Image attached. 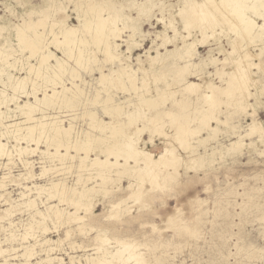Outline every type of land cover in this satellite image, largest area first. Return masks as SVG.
Segmentation results:
<instances>
[{
    "label": "rangeland",
    "instance_id": "obj_1",
    "mask_svg": "<svg viewBox=\"0 0 264 264\" xmlns=\"http://www.w3.org/2000/svg\"><path fill=\"white\" fill-rule=\"evenodd\" d=\"M55 1L63 2L64 8L60 9L62 12L58 10L53 18H63L70 26L77 25L76 14L72 10L73 4L65 0ZM189 1H198L199 7L202 2V0H187L184 3L181 0H107L103 2L98 7V9H102L101 15L106 17L109 14L115 13L116 15L117 13V20H121L118 22L116 20L113 25L121 29L124 26H129L127 29L124 27L121 30L116 42L119 43L120 50H126L125 40L129 39L127 35L132 32V42L134 41L132 51L127 52L129 57L123 58L127 59V62L123 60V63L129 65L130 60V67L136 71V77H140L141 74H145L147 78L150 76V79H146L148 80L146 85L149 87L145 86L144 89L136 92L132 89L131 92V89L126 91L123 89L124 87L121 88L120 84L119 86L113 84L104 91L99 82V67L104 66V70L108 72L107 70L111 66L117 68L119 61L113 59L112 63H105L106 60L102 59L104 55L97 50L98 46L101 47L100 43V45L94 46L95 56L86 60L83 67L76 65L72 58L65 59L68 66L77 69L80 79L76 78L75 81L83 89L81 98L84 102L77 106L73 112V114H78L77 118L71 119L73 115H68L70 112L60 113L62 115L60 118L63 119L65 125L69 121H73L75 132L88 131L90 121L87 117L81 116L84 111L94 110L104 120H109V117L103 113L101 104L93 105L91 101L85 102L84 99H92L96 93L100 94L98 100L110 95L112 104H120L126 109H131L133 108L131 104L138 100L136 99L138 92H144L145 96L151 94L155 96L158 93L157 89L163 88L165 98L168 94L169 96L158 109L161 111L170 109L175 114L190 116L191 119L187 121V125L189 128H193L199 124V121L195 120L196 109L209 104L201 93L212 92V89L207 87L206 83L208 82L212 84L214 90L218 91L214 94L216 102L211 109L212 116L215 118H211L209 122L212 127H215V132L204 144L208 149V156H204L202 164L199 166L179 165L175 168L168 164L154 165L151 170L148 168L145 176L142 179H137L138 181L135 180V177L128 176L127 173L116 174L117 167H112L111 173H107L109 176L107 181L95 176V173H92L94 177L92 180H86L83 177L89 176V172L83 167L79 169L75 166L77 159L65 158L62 160L63 164L56 158L51 159L50 155L42 152L45 150V144L42 141L38 143V148L33 153L23 152L18 155L12 149V145L15 144L14 139L2 137L4 138L2 141L8 144L11 155L10 157L0 156V182L2 181L4 185L3 188L0 187L2 195L0 196V264H94V260L103 255L106 249L116 250L120 245L129 243L131 246L129 245L130 247L124 250V255L127 256L130 253L135 259H129L125 264H264V142L260 141L256 134L252 136L250 134L243 137V143L246 146L243 144L240 152L227 151L228 144L236 140V134H231L229 125H235L234 131L237 129L236 131L241 134L248 130L254 117L264 125V40L255 37L256 28H250L242 35L239 32L240 27L234 29L223 23L222 28L216 27L213 31L214 35L208 30L211 34L207 39L198 43L194 50L192 61L197 67H191V72L195 71V73L189 74L187 79L202 84L201 92H187L182 89V85H178L180 78L175 76L173 70L165 71V74L162 73L164 76L159 73L158 75L161 74L164 81L161 76V79L157 80L156 77H153L150 69H146L149 68V64L145 60L148 54L147 50L151 48L149 50L151 56L160 53L161 57H167L170 55L169 50L173 49L175 45L182 44L179 37L180 35L186 36L187 32L182 26L180 13L183 10L190 11ZM47 3H50L49 0H0V49L10 50L6 56L9 64L7 61L0 62V112L8 117V123L11 120H24L26 117L24 113L29 110L27 105L34 104L37 97H42V90L37 91L38 88L32 87L31 83L16 90L9 85L7 74H12L14 77L33 75V71L30 72L27 67L30 64L39 67L40 64L35 57L31 58L28 55V50L20 51L12 26L20 23L22 17L30 16L32 19H36L37 10ZM205 6L211 15L217 13L212 6L208 7V4ZM201 8L204 7L201 6ZM250 12L251 10H247L249 16L252 13ZM220 17L219 14L215 15L217 20ZM257 19L258 25L261 24L263 19L258 16ZM47 22L50 23L51 18H48ZM174 29L175 31H173ZM191 34L188 39L190 41L193 38H201L200 31L196 27L192 28ZM157 35L160 36L157 37ZM162 36L172 37L174 43L167 42L155 50V47L159 45L157 43L161 44ZM54 48L53 45L45 47L46 50L52 51L54 56L63 58L61 50L58 51L55 46ZM223 49H226V53ZM238 50L240 51L238 52ZM229 51L232 53L231 55ZM243 51L250 54L253 63H258L257 66L251 65L248 86L246 84L247 88H250L251 94L256 90L258 94L250 95L247 99L251 104L255 102L256 105L253 108L247 106L245 110H240L239 105L242 102L239 100L237 102L235 99L232 103L226 104L228 97L219 89L227 87L229 75L224 73L232 72L233 65H236L234 64L236 62L229 58H239L244 54ZM51 57L48 62H45V66L54 64L55 57ZM168 58L159 64L161 63L160 65L164 67L167 63H172L174 58L172 56ZM210 58H215L220 63L218 61L216 64L205 63L206 59ZM225 58L228 61L225 62ZM202 60L206 66L203 62L200 63ZM178 62L182 63V60L178 59ZM243 62L247 64L244 57ZM138 65H141L139 70ZM146 70L148 72H145ZM215 70L219 73L216 74ZM62 79H65L66 86H72L70 84L72 79L68 72H64ZM173 79L175 82L179 80V83L175 84ZM169 81L172 86H166L165 83ZM125 82L128 84L127 80ZM168 86L170 88H167ZM170 92L174 93V97L170 95ZM25 101L26 103H24ZM110 101L106 105L109 106ZM201 101H205L206 105ZM235 106L237 107L233 113L232 108ZM54 111L50 107H43L41 110L31 113L32 117H35L32 121L36 120L37 122V119L42 115L49 120L48 116L52 117L51 114ZM146 113L150 116L152 112L147 111ZM65 114L66 116H64ZM159 119L164 123L163 132L153 133L154 136L151 138H149L148 132H143L139 139V146L153 158H157L164 146L169 145L175 147L184 160L191 159L192 154H187V151L185 152L181 148L180 142H177L178 140L172 136L174 131L168 122L169 116L163 115ZM136 125H141V121H136L133 124L134 127L131 126L134 129ZM197 135L204 137L206 133L200 131ZM197 135L188 137L191 144L196 145ZM19 144L24 146L25 142L20 141ZM31 147H35L34 142H31ZM211 147L215 148L212 156L209 149ZM197 149L203 154L202 146ZM51 151L53 150L51 149ZM89 155L90 158L93 157V153ZM25 160L31 162L30 167L25 165ZM129 163L133 164L132 158L129 159ZM53 165L57 167L55 168ZM68 165H72L70 169L60 168ZM29 170L33 173V177L26 179L29 176ZM4 176L6 177L3 178ZM12 176H15L19 183L10 181ZM77 177L81 179V184L79 182L78 186L84 185L85 182L84 187L95 186L87 192V195L94 199L95 205L86 212L84 208L79 210V213L84 215L81 222L55 221L51 215H46L45 209L49 205L63 207L71 212L74 211V207L68 205L67 201L59 202L57 197L47 200L45 192L39 193L38 187L47 188L51 182L57 181H61L67 186H75ZM140 180H142V184ZM132 182L133 185L129 188L128 185ZM102 188L108 189V192L104 193ZM136 194L138 197L135 196ZM27 199H35V205H26L24 202ZM88 199L90 198L88 197ZM114 202H122L119 204V209H121L119 213H112L111 204ZM37 211L43 212L45 215L41 216ZM78 224H82V228H78ZM102 236L106 237L105 242L100 239ZM28 251L31 253L26 256L24 253ZM104 264H118V260L116 258L109 259Z\"/></svg>",
    "mask_w": 264,
    "mask_h": 264
},
{
    "label": "bare ground",
    "instance_id": "obj_2",
    "mask_svg": "<svg viewBox=\"0 0 264 264\" xmlns=\"http://www.w3.org/2000/svg\"><path fill=\"white\" fill-rule=\"evenodd\" d=\"M65 1L73 4L74 8L72 10L76 14L75 16L78 21L77 25L70 26L68 23H66V20L63 18H59V19L53 18L58 10L60 11V9L64 8L62 6L63 2L49 0L50 2L49 4L47 3V5L37 10L38 16L36 17V19H32L30 16H28L27 18L22 17L20 23L13 24L12 26L13 28L11 27L12 29H14V33H15L14 37L16 38L15 40L18 44L20 51L22 52V50H28L29 51L28 55L31 58L35 57L40 62V64L39 67L34 66L33 64L32 65L30 64L27 67V69L30 72L33 71V75H27L24 77H14V75L12 74H7L9 85L11 86V88L16 90V89L24 88L27 83H31L32 87L38 88L37 91L42 90V94H41L42 97H37L35 99L34 104L30 103V106L27 105L29 107V110L28 109H27L28 111L24 110L25 111L24 115H26V117L24 116L25 117L24 120H19V121L11 120V122L8 123L7 122L8 117L3 115V112H0V156L10 157L11 155V152L7 146L8 144L2 141V139H4L2 137L12 138V140L14 139L15 144L12 145V149L16 152V154L18 153V155L22 154L23 152L27 154L33 153L38 148L37 146L38 143L42 141L45 144V150H43L42 152L47 155H50L52 157L51 159L56 158V160L62 163V160L65 158H69V159L75 158L77 159L75 166L79 169L83 167L89 172L88 173L89 176L83 178H86V180H90V179L92 180L94 178L92 176V173H95V176L102 178L104 181L108 180L107 177L109 176H107L108 175L107 173H111L112 167L114 168L117 167V169L115 170L116 174L127 173L128 176H133L135 177V180L137 179L139 180L145 176L147 169L149 168V170H151V167H153L154 165L168 164L174 166L175 168H177L179 165H183V166L201 165L204 156L205 155L208 156L207 154L208 149L204 144L208 140V138H210V136L215 132L214 130L215 127H212L209 124V122L210 119L214 117L212 116L211 109L214 106V103L216 102L214 94H216L218 91L213 89L211 83L204 82L207 84V87H210L212 89V92L210 93L201 92L200 90L203 89L202 84L195 83L187 79V76L189 74L195 73V71L191 72L192 71L191 67H195V63L192 61L195 47L198 43L207 39L209 34H211L210 32H212V34L214 35L215 32L213 33V31H215L217 26L222 28L223 23H225L226 25H230V27L234 29L236 27H240L239 32L242 35H244L248 29L256 28V32H255L256 34L254 33L255 37H259L260 39L264 40V0H202L200 4L204 8H201V6L199 7L198 1H189L190 3L189 7H191L190 11L187 12L186 10H183L180 13L182 20L181 22L183 24L182 26L187 32L186 36L180 35L179 37V39L182 41V44L175 45L173 49L169 50L168 53H170V55L167 57L166 56L161 57L160 53L159 54L157 53L155 56H151L149 54V50L151 48L147 50L148 54L146 55L145 60H147L149 64L148 65L149 68L146 69L147 70L150 69L151 73L153 74V77H156L157 80L158 79L160 80L162 77L161 76L162 73H164L165 71L168 72L169 70H173L174 74H176L175 76L180 78V83L178 82L179 80L177 82L179 83L178 85L180 86L182 85L181 87L182 89L186 90L187 92L200 91L202 93V96H204V100L207 102V104L209 102V104L206 105L205 101L204 102L201 101L203 104L206 105V107H200L196 109L197 115L195 120L197 119L199 121L198 125H196L193 128H189L187 125V121L191 118L190 116H187L184 113H183L184 115L182 114L178 115L175 114L173 110L170 109H164L162 111L159 110L158 108L160 107L161 103L166 101V98H168L169 94L165 98V94L162 91L163 88H158L157 89L158 93L155 94V96L152 94L145 96L144 92H141L142 94L138 92V98H136L138 100L136 101V103L131 104L133 105V108L130 107L131 109H126L120 104H112L110 95H108L106 98L102 100L101 99L98 100L97 98L100 94L96 93V95L92 99L89 98L84 99L85 102L91 101L93 105L96 103L101 104V109L103 113L109 117V120H104L94 110H86L83 113H81V116L87 117L89 119L90 121L88 124L89 130L81 131V132L74 131L73 121H69L68 124L65 125L63 123V119L60 118L62 117V115H60V113L62 112H70L71 114L69 113L68 115H73L71 119L77 118L78 114L76 113L73 114V112H75L77 106L83 104L84 102L81 98L83 89L78 84H76L75 81L76 78L80 79V76L78 75L76 68H74L73 66H68L66 61L67 59L72 58L74 60V63H76V65L82 66L85 64L86 60L95 56L94 46L96 47L101 43V47L98 46L97 50L101 51L102 54L104 55L102 59L106 60L105 63H109V62L112 63L113 59L119 61L117 68L115 67L113 68L111 66L112 68L111 67L108 68L107 70L108 72L104 70V66L99 67L97 65L99 67V72H100L99 82L100 84H102L101 87L103 88L104 91L107 90V87L110 85L112 86L113 84H115L119 86L120 84L121 88L124 87L123 89H125L126 91L131 89L130 91L132 92V89H134V91L136 92L144 89L145 86L146 88L149 87L146 85L148 81L146 79H150V76L147 78L145 74L143 75L141 74V76L137 75L140 77H136L135 75L136 71H134L130 67V63H129L130 60L128 62L129 65L123 63L124 60L123 58L129 57L127 52L132 51L131 48L134 42V41L132 42V37H133V36L131 37L132 32L129 35H127L129 39L125 40L126 42L124 41L126 43L125 45L126 50H120L119 49L120 45L119 43L116 42L117 40L116 38L120 36L121 30H123V28L126 26L124 27L122 26L123 28L121 29L120 27H115L113 25L118 18L117 13L116 15L115 13H113L112 15L109 14L106 17L101 15L102 9H98V7L101 6V4L107 0H65ZM186 1L187 0H181V2L183 3ZM206 4H208V7L212 6L215 9V11L217 12L216 14H219L221 16L219 18L220 20L215 19L216 14L211 15L207 11V8L205 6ZM244 7H246V10H244ZM247 10H251V12L254 14L250 12L251 15L249 16ZM257 16L263 19L262 23L259 25L258 22L256 21ZM48 18H51L50 23L47 22ZM120 20H117L116 22ZM124 23L126 24L125 21ZM127 23L129 24V22ZM127 27L125 29H127ZM195 27L199 29L201 38L200 39L191 38L192 41H190L188 39L192 35L191 30L192 28ZM39 28H42V30H39ZM173 31H175V29ZM159 36L160 35H157V37ZM161 41H162L161 44L157 43L159 45L155 47L156 48L155 50H157L159 46L165 45L167 42L174 43L172 37L170 36H162ZM49 45L50 46L53 45V48L55 46L56 49L58 48V51L61 50L60 52H62L63 58L54 56L52 51L50 52V50H46L45 47ZM13 50L15 51V49ZM239 51L240 50H238V52ZM9 52L10 50L7 51L0 49V62L7 61L6 56L7 53ZM243 52L244 54L240 55L239 58L227 57L231 61L236 62L234 63L236 65L235 66L233 65L232 72L227 71L226 73H224L223 71H221L224 74H228L229 76L227 79V87L219 89V91H223V93H225L226 96L228 97L227 102H225L226 104L232 103L233 101H235V99L237 100V102L238 100L242 102V104L240 103L239 105L240 110H245L247 106L253 108L256 105L255 102L254 104H251L249 103V101H247V99L250 95L258 94L257 90L255 92H252L251 94L249 91L250 88L249 89L247 88L249 82V77H248L249 70L252 69V68L250 69V67L253 64L257 66L258 63H253L251 61L250 54L247 51H243ZM229 54L231 55L232 53H230L229 51ZM51 56L55 57L54 64H47L45 66L44 65L46 64L45 62H48L49 61L48 59ZM171 56L174 58L172 63H167L164 67L160 65L161 63L159 64V62L161 61L163 62V60H166L168 57ZM243 57L246 59L247 64L243 62ZM178 59H181L182 63L178 62ZM206 60L207 62L205 63H214V64H216L218 61L215 58H210ZM224 60L225 62L228 61V59L226 60V58ZM124 61L127 62V59H125ZM203 61L204 60L200 61V63ZM7 63L9 64V60L7 61ZM140 66L138 65V70ZM141 69H143V67H141ZM147 70L145 72H148ZM215 71L216 74L219 73L217 70ZM64 72H68L70 79H72L70 83L72 85L71 87L66 86L65 79H62ZM159 73L161 74L158 75ZM164 74L162 75L164 76ZM208 74L210 73L208 72ZM125 80L128 81V84L125 82ZM173 80L175 82V79ZM162 81H164V78ZM170 81L165 83L166 86L167 85L172 86V83ZM177 82H175V84ZM170 86H168L167 88H170ZM127 87H129V89H127ZM166 92L168 93V91ZM170 95L174 97L173 92H170ZM108 101H110L111 104V105L109 104V106L108 104L106 105ZM24 103H26V101ZM237 106L232 108L233 113L235 112ZM43 107H50L51 109L55 110L53 114H51L52 117L48 116L49 120H47L46 119L47 117L45 118L44 115H42V117L38 116L40 117L39 119L36 118L38 120L37 122L36 120L32 121V119H34L35 117L33 118L31 113L37 112L41 110V108ZM20 110L22 109L20 108ZM147 111L152 112L150 113V116L147 115L146 113ZM163 115L169 116L168 122L171 124V128H173L174 131L172 133V136L178 140L177 142H180L181 148H183L185 152L187 151V154L188 153L192 154L193 157H191V159L184 160L175 147L169 146L167 144H166L167 146H164V148L162 149L163 151L160 152L157 158H153L151 154H149L147 151H145V149H142V147L139 146L138 144L139 139L141 138L143 132H148L149 138L154 136L153 133L163 132L162 128L164 127L162 126L164 123L159 119ZM64 116H66V114ZM252 119L253 120L252 122H250L251 124L249 125L248 130L245 131V133L243 134L238 133L236 131L237 129L234 131L235 125L233 124L229 125L228 128L231 131V134H236L235 135L236 140L231 141L228 144L227 151L233 153L240 152V149L243 146V144L245 145V143H243L244 142L243 137L250 134L251 136L256 134L257 136H259L258 139L260 138L259 140L264 142L263 123L260 122V120L259 121L256 120L255 117ZM136 121H141V125H136L135 128L133 129L132 126L133 124L136 123ZM200 131H205L206 135L204 137L198 136L197 134ZM194 135L198 136V138H195L196 145L191 144L188 140L189 136L193 137ZM20 141H24L25 145L24 146L20 145L19 144ZM31 142H34L35 147H31ZM250 145L252 144L250 143ZM199 146L203 147V151H202L203 154L198 152L197 148ZM51 149L53 151H51ZM209 149L211 150L210 155L212 156L215 148L211 147ZM71 152H73V154H71ZM79 152H82V154H79ZM90 153H93L92 158H90L89 155ZM187 156L189 157V155ZM130 158L133 159V164L129 163ZM24 162L25 165H28V167L31 166V162L29 160H25ZM71 166L72 165L61 166V167L59 166V167L62 169L64 168L70 169ZM54 167L56 168L57 166ZM95 168L97 169L94 172ZM28 174L29 176L26 177V179L33 177V173L31 172V170H29ZM5 177L6 176H4L3 178ZM80 180H81L80 177H77L75 186L73 185L67 186L63 182L57 181V182H51V184L47 188H44L42 186L38 187L39 193L45 192L44 194L46 195L47 200L52 197H57V200L59 202L67 201L68 205H73L74 207V211L71 212L63 207L61 208L56 205L55 206L49 205V207L45 209L46 215L48 216L51 215L55 219V221H61V220L77 221V222L82 221L84 215H81L79 213V210L81 208H84V211L86 212L90 208L94 207L95 201L94 199H92V196L87 195V192L91 188H94L95 186L92 184L93 186L91 187L89 186L84 187V185H86V182L84 183V185L78 186ZM10 181L19 183L15 176H12V179ZM141 181L142 180H140V183L142 184ZM132 185L133 182L132 184L129 183L128 187L130 188ZM0 187L1 188L4 187L2 181L0 182ZM102 191L106 193L108 192V189L102 188ZM0 196L2 195L0 194ZM135 196H137V194ZM88 197L90 199L87 200ZM24 203L28 206L35 205V199H27ZM121 203L122 202H114L111 204L112 213L115 214L121 211V209H119V204ZM124 208L127 209L126 206H124ZM37 213L41 216L45 215L43 212L40 211H37ZM82 226H83L82 224H78V228H82ZM100 239L103 242L107 240L106 237L103 236ZM129 245L130 243L126 245H120L116 250L106 249L103 255L97 257V259L94 260V264H104L105 262L109 261V259L113 260V258H116L118 260V264H125L126 261H128L129 259H135V257L130 253L127 256L124 255V250L127 249V247L129 248L131 246ZM30 253L31 252L28 251L24 254L27 256Z\"/></svg>",
    "mask_w": 264,
    "mask_h": 264
}]
</instances>
